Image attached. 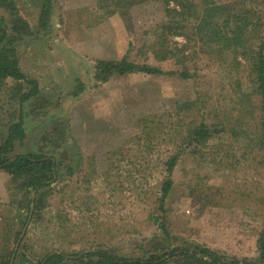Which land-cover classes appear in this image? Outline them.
Wrapping results in <instances>:
<instances>
[{"label":"rangeland","instance_id":"1","mask_svg":"<svg viewBox=\"0 0 264 264\" xmlns=\"http://www.w3.org/2000/svg\"><path fill=\"white\" fill-rule=\"evenodd\" d=\"M210 1L53 0L44 28L45 0H14L23 23L8 20L11 45L41 91L22 106L27 137L13 154L55 156L58 177L37 191L27 186L31 172L0 169V264L10 252L13 264H36L53 252L148 257L194 245L259 262L264 110L253 57L264 41V0H212L213 10ZM247 13L237 49L206 29L211 14L234 37V18ZM160 50L171 54L160 59ZM126 56L172 73L95 79L99 60ZM16 83L0 82V142L19 117ZM201 124L211 129L204 142L193 138Z\"/></svg>","mask_w":264,"mask_h":264},{"label":"trees","instance_id":"2","mask_svg":"<svg viewBox=\"0 0 264 264\" xmlns=\"http://www.w3.org/2000/svg\"><path fill=\"white\" fill-rule=\"evenodd\" d=\"M205 2L210 0H204ZM210 1V9L216 8V3ZM52 3L53 0H45L44 8L41 16L42 27L46 28L49 23L50 16L52 14ZM0 6L4 8L9 17L6 15L0 16V82L12 78L15 80L16 85L13 90L15 94L11 96V99L18 98L20 103L19 117L14 120L8 126V132L3 142H0V169L9 170L15 175L24 173L27 170L28 173L31 172L28 181L29 187L35 190H40L44 187L49 186L58 177V166L57 158L53 155H48L40 152L33 153H19L13 154L17 143H24L27 137V131L25 129V116L28 114L24 112L22 106L29 99L36 97L40 94L41 88L39 81L35 78L27 76L20 64V58L18 56L16 48L12 47L11 43L15 40L11 36L8 26V20H13L15 26H22L21 16H17L18 7L15 5L14 0H0ZM16 16L18 18L14 19ZM212 15L210 14V20H207L206 29L210 32V36H219V40L225 38V42L228 45L236 47V39L242 40L241 36L251 24L250 17L248 13L234 18L233 35L230 37H225L221 31V27L216 25ZM229 22L230 20H225ZM231 22V21H230ZM230 22L226 24L230 26ZM20 24V25H19ZM257 24V23H256ZM259 48L256 51L257 57H253V70L256 72V77L254 76V82L256 83L257 91L261 94V101L263 103L264 110V41L257 45ZM156 52V51H155ZM255 52V51H254ZM171 54V53H170ZM167 52L160 50L155 53L156 57L160 59H165L168 57ZM183 61L179 60L180 64ZM130 72H142L148 74H164L172 73V71L166 72L161 66L153 65L151 63H139L131 61L126 57L121 59H103L99 60L96 66L95 79L100 82H107L112 76L116 74L124 75ZM184 76L189 75L188 70L181 71ZM20 82V83H19ZM29 85V87H28ZM27 86V88H26ZM85 88L83 84H80L79 91H83ZM18 90V91H17ZM196 141L204 142L205 138L210 135L211 129L205 125L201 124L195 129ZM262 146L264 148V120L262 121ZM178 162V156L173 155L167 161L168 173L162 187V197H161V208L164 210L166 205V197L170 193L173 187V178L171 172ZM45 193V192H43ZM42 193V194H43ZM155 221L159 222L160 226L166 233H169L168 226L165 221H160L159 216L155 217ZM258 251H259V262H255L249 259H238L233 258L226 260L222 257L216 250L209 247L194 245V246H183L170 249L162 253L152 252L148 257H129L122 255H115L107 251H97L89 252L87 254H72L67 255L64 252H53L46 255L44 258L39 260L36 264H63L65 261L68 263L72 258H76L81 264H163L171 258H175L180 255L191 256L192 264H264V229L260 233V238L258 240ZM11 254L2 264H11Z\"/></svg>","mask_w":264,"mask_h":264},{"label":"water","instance_id":"3","mask_svg":"<svg viewBox=\"0 0 264 264\" xmlns=\"http://www.w3.org/2000/svg\"><path fill=\"white\" fill-rule=\"evenodd\" d=\"M11 264H13V259H12V261H11Z\"/></svg>","mask_w":264,"mask_h":264},{"label":"crops","instance_id":"4","mask_svg":"<svg viewBox=\"0 0 264 264\" xmlns=\"http://www.w3.org/2000/svg\"><path fill=\"white\" fill-rule=\"evenodd\" d=\"M112 77H113V76H112ZM112 77H111V78H112ZM108 81H109V80H108Z\"/></svg>","mask_w":264,"mask_h":264}]
</instances>
